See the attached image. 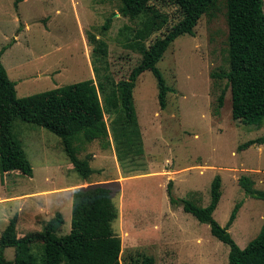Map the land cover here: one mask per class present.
Returning <instances> with one entry per match:
<instances>
[{
	"label": "rangeland",
	"instance_id": "obj_1",
	"mask_svg": "<svg viewBox=\"0 0 264 264\" xmlns=\"http://www.w3.org/2000/svg\"><path fill=\"white\" fill-rule=\"evenodd\" d=\"M168 16L167 24L144 42L149 47L182 16L171 0H151ZM121 0H0V49L9 77L16 82L19 97L61 85L93 78L96 83L127 78L142 59L135 33L148 14L136 19L123 16ZM213 15L204 14L195 34H182L168 47L157 65L173 88L162 108L157 81L144 71L134 88V106L143 135L145 155L122 164L117 157L112 120L106 109L112 145L99 140L78 142L79 157L92 156L97 172L83 179L70 162L61 138L35 123L17 118L14 133L21 141L34 169L33 176L19 171L0 172V233L18 214L19 236L41 231L45 222L61 211L65 223L60 234L71 229L75 191L106 185L117 216L113 233L122 240L120 264H229L230 247L181 205L170 202L173 194L200 206L210 200L211 184L222 177V196L214 211L225 225L237 202H242L230 226L235 241L244 248L264 224V199L244 190L239 179L248 175L254 188L264 190V143L239 149L245 141L264 136L260 126L245 124L232 116V93L226 78L213 72L229 70L228 24L225 0H219ZM111 19L110 27L103 29ZM88 33L104 40L108 54L94 63V44ZM94 65L100 69L96 75ZM226 88L220 112L217 97ZM101 99L106 108L105 93ZM7 264L28 259L40 264L41 242L5 250Z\"/></svg>",
	"mask_w": 264,
	"mask_h": 264
},
{
	"label": "trees",
	"instance_id": "obj_2",
	"mask_svg": "<svg viewBox=\"0 0 264 264\" xmlns=\"http://www.w3.org/2000/svg\"><path fill=\"white\" fill-rule=\"evenodd\" d=\"M20 0H16V5ZM151 0H121L123 16L136 19L148 14L143 26L137 29L135 39L142 59L127 78L111 81L109 76L96 83L93 78L61 85L49 90L19 97L16 82L9 77L2 61L8 45L0 49V172L19 171L33 176L34 169L27 153L14 133L17 118L46 127L61 140L74 169L83 179H88L97 170L91 166V155L79 157L78 142L91 143L99 140L103 148L112 145L106 110L115 113L112 120L114 145L122 164L145 155L143 135L134 106V88L137 79L146 70L154 74L158 86V100L166 107L167 95L173 91L158 67L168 47L182 34H195V26L204 14L213 15L219 0H171L182 13L163 36L157 37L147 47L145 40L161 30L168 16L160 12ZM228 24L229 70L213 72L212 76L226 78L232 93V116L245 124L260 126L264 123V0H225ZM109 18L103 25L110 27ZM89 43L94 44V63L104 61L108 46L104 40L88 33ZM96 75L100 69L94 65ZM105 93L106 108L101 99ZM226 88L217 97L215 112L218 114L225 101ZM106 109V110H105ZM264 143L258 136L239 145V149ZM240 185L246 193L264 199V190L254 188V180L242 175ZM170 202L181 205L186 212L200 222L208 223L211 232L230 247L229 264H264V224L259 234L242 248L229 231L237 218L242 202H237L228 222L221 225L214 217L222 196V177L216 175L211 184L210 200L200 206L189 199L173 194V181L167 186ZM117 216L111 191L106 185H95L75 191L71 229L60 234L65 223L64 215L57 211L47 220L41 231L18 235V214L9 221L0 233V264H7L5 250L41 242L40 264H120L122 240L112 230V221ZM145 264H154L153 256L144 258ZM15 264H32L28 259H17Z\"/></svg>",
	"mask_w": 264,
	"mask_h": 264
},
{
	"label": "crops",
	"instance_id": "obj_3",
	"mask_svg": "<svg viewBox=\"0 0 264 264\" xmlns=\"http://www.w3.org/2000/svg\"><path fill=\"white\" fill-rule=\"evenodd\" d=\"M23 1H26V0H23ZM8 248V247H7Z\"/></svg>",
	"mask_w": 264,
	"mask_h": 264
}]
</instances>
